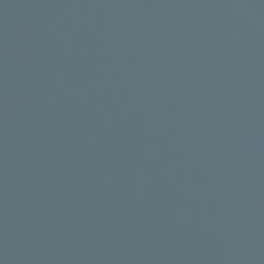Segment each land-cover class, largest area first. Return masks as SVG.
Returning <instances> with one entry per match:
<instances>
[{
  "label": "water",
  "instance_id": "water-1",
  "mask_svg": "<svg viewBox=\"0 0 264 264\" xmlns=\"http://www.w3.org/2000/svg\"><path fill=\"white\" fill-rule=\"evenodd\" d=\"M0 264H264V0H0Z\"/></svg>",
  "mask_w": 264,
  "mask_h": 264
}]
</instances>
